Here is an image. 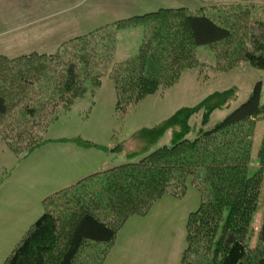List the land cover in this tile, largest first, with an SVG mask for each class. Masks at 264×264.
I'll use <instances>...</instances> for the list:
<instances>
[{"label":"trees","instance_id":"obj_1","mask_svg":"<svg viewBox=\"0 0 264 264\" xmlns=\"http://www.w3.org/2000/svg\"><path fill=\"white\" fill-rule=\"evenodd\" d=\"M258 21L243 48V38H236L234 23L227 21V6L194 12L160 8L68 39L54 53L11 59L0 55V136L21 154L48 143L39 134L46 133L53 116L98 89L108 66L119 114L161 87L178 83L184 71L196 67L201 47L213 52L214 61L227 58V45L237 47L231 57L242 55L250 67L264 70V21ZM132 29L141 31L139 47L133 56L116 62L114 40ZM221 69L227 71V66ZM261 90L262 84L256 83L248 99L209 129L195 133L191 118L202 112L200 126L206 127L214 111H227L232 89L215 92L197 106L178 109L161 125L139 131L137 139L145 143L140 154L45 199L44 213L3 264H91L86 258L98 246L110 247L130 217L146 215L164 195L183 198L188 185L201 198L186 221L180 264H264V213L257 244L250 248L245 241L263 182L264 138L259 166L247 176L253 122L264 118ZM34 117L41 125L31 138L27 123ZM168 133L167 145L156 148ZM72 142L98 148L80 139Z\"/></svg>","mask_w":264,"mask_h":264},{"label":"rangeland","instance_id":"obj_2","mask_svg":"<svg viewBox=\"0 0 264 264\" xmlns=\"http://www.w3.org/2000/svg\"><path fill=\"white\" fill-rule=\"evenodd\" d=\"M245 1L0 0V55L11 59L33 52L54 53L68 39L160 8H186L194 12L202 7L224 6H227V21L234 23V26L231 25L236 38H243L244 43L240 46L246 48L252 32L251 25L258 20L264 21V0H249L253 6ZM140 40V29L120 32L114 40L115 61L133 56ZM218 47L213 48L215 53ZM228 47L227 58L217 57L215 61L211 50L198 48L196 67L184 71L173 87H161L124 114H119L115 109L117 92L111 79L112 68L108 66L100 87L94 92L89 90L71 108L57 112L53 116L57 115L56 118L49 125L46 124V133L39 134V138L48 143L29 153L12 151L1 135L0 264L44 213L45 199L105 163L116 168L125 164L128 158L140 154L145 149V143L137 139L139 131L161 125L178 109L197 106L215 92L232 89L234 93L227 111H214L206 127L200 126L202 112L191 118L190 125L195 133L209 129L248 99L258 82L262 84L260 100L263 104L264 70L250 67L243 61L242 55L231 57L230 51L237 47ZM222 64L227 66V71L221 69ZM34 118L27 123L31 138L37 137L36 130L41 123L40 118ZM253 124L247 176L254 174L259 166L258 153L264 138V118ZM77 139L98 148L85 149L80 147L82 143L77 146L72 142ZM169 140L168 133L160 139L156 148L167 145ZM200 198V193L191 185L187 186L183 198L164 195L151 205L146 215L130 217L118 230L112 245L98 246L86 258L87 262L180 264L186 247V221L189 214L199 207ZM263 213L264 170L257 211L252 216L251 230L245 239L250 248L257 244Z\"/></svg>","mask_w":264,"mask_h":264},{"label":"crops","instance_id":"obj_3","mask_svg":"<svg viewBox=\"0 0 264 264\" xmlns=\"http://www.w3.org/2000/svg\"><path fill=\"white\" fill-rule=\"evenodd\" d=\"M72 34H77V33H71L70 35H72ZM110 168H112V167H109V166L105 163L104 165H101L97 170H95V171H91V172L87 173L86 175H83V176L79 177V178L76 179L74 182L69 183L68 185H66V187L70 186L71 184H73V183H75V182H77V181H79V180H81V179H83V178H85V177H87V176L93 175V174L98 173V172H102V171H104V170H106V169H110Z\"/></svg>","mask_w":264,"mask_h":264}]
</instances>
